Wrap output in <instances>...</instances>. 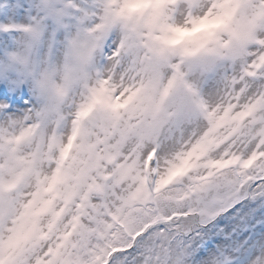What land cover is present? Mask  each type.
Wrapping results in <instances>:
<instances>
[{
    "label": "snow or ice",
    "instance_id": "1",
    "mask_svg": "<svg viewBox=\"0 0 264 264\" xmlns=\"http://www.w3.org/2000/svg\"><path fill=\"white\" fill-rule=\"evenodd\" d=\"M0 264H264V0H0Z\"/></svg>",
    "mask_w": 264,
    "mask_h": 264
}]
</instances>
